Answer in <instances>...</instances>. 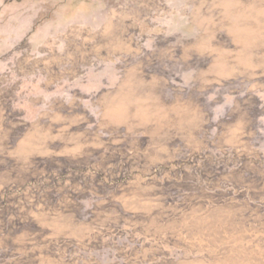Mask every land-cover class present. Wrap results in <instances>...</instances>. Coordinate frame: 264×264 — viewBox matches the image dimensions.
<instances>
[{
  "label": "rangeland",
  "instance_id": "rangeland-1",
  "mask_svg": "<svg viewBox=\"0 0 264 264\" xmlns=\"http://www.w3.org/2000/svg\"><path fill=\"white\" fill-rule=\"evenodd\" d=\"M0 264H264V0H0Z\"/></svg>",
  "mask_w": 264,
  "mask_h": 264
}]
</instances>
